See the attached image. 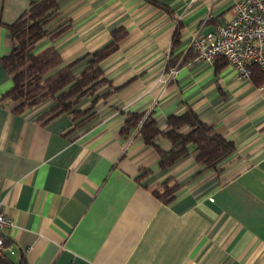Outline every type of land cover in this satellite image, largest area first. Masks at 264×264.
Masks as SVG:
<instances>
[{
	"label": "crops",
	"instance_id": "obj_1",
	"mask_svg": "<svg viewBox=\"0 0 264 264\" xmlns=\"http://www.w3.org/2000/svg\"><path fill=\"white\" fill-rule=\"evenodd\" d=\"M33 1L0 0V200L14 222L2 229L14 249L8 255L29 264H264V81L239 79L222 59L190 58L191 36L229 20L238 0H56L49 25L63 29L36 45L59 53L54 70L73 61L79 74L114 30L125 34L100 62L109 83L73 106L88 113L51 118L52 99L17 110L2 98L13 83L1 61L15 44L8 25ZM188 107L235 144L216 167L189 153L162 168L136 128L120 134L128 112H151L163 127ZM168 177L178 188L163 202L155 191Z\"/></svg>",
	"mask_w": 264,
	"mask_h": 264
},
{
	"label": "trees",
	"instance_id": "obj_2",
	"mask_svg": "<svg viewBox=\"0 0 264 264\" xmlns=\"http://www.w3.org/2000/svg\"><path fill=\"white\" fill-rule=\"evenodd\" d=\"M153 3L160 5L156 0ZM59 6L56 0H36L16 19L9 24V30L15 40L9 54L1 61L12 77V86L2 95L14 104V109L35 105L45 99L55 101L45 113L51 118L63 111H69L73 116L88 113L89 108H73L78 99L85 94H92L109 83L104 76L100 62L113 52L117 41L125 34L121 29L112 32V40L94 51L87 66L77 75L71 70L73 61L54 70L61 64L59 53L52 47L36 52L37 43L47 36L61 32L62 25L50 28V22L57 16ZM177 30L173 43L176 42ZM189 58V57H188ZM194 58V54L190 55ZM189 58V59H190ZM228 63L223 56L216 58ZM174 59H169L166 68L173 65ZM182 61L180 64L185 63ZM251 77L264 81V70L257 63H252ZM136 128L145 143L156 147L159 157L158 164L165 168L173 165L180 157L189 153L194 154L196 162L203 167H216L217 163L234 152L232 140L216 133L212 125L201 121L191 107L181 114H170L165 126L160 127L151 112H128L120 128V134H127ZM170 141L169 149L162 148L156 142L158 139ZM193 146L191 149L190 147ZM161 189L155 191L163 202H170L178 188V183L168 177L161 183ZM9 243L11 239L0 233ZM0 264H29L26 257L21 255L14 260L9 255H0Z\"/></svg>",
	"mask_w": 264,
	"mask_h": 264
},
{
	"label": "built area",
	"instance_id": "obj_3",
	"mask_svg": "<svg viewBox=\"0 0 264 264\" xmlns=\"http://www.w3.org/2000/svg\"><path fill=\"white\" fill-rule=\"evenodd\" d=\"M189 46L195 59L211 63L223 56L239 79H250L252 63H257L264 70V0L236 1L229 20L208 31L195 32ZM175 71L172 69L170 76ZM12 226L14 222L3 213L0 200V233L3 228ZM13 252L12 246L0 235V255Z\"/></svg>",
	"mask_w": 264,
	"mask_h": 264
},
{
	"label": "rangeland",
	"instance_id": "obj_4",
	"mask_svg": "<svg viewBox=\"0 0 264 264\" xmlns=\"http://www.w3.org/2000/svg\"><path fill=\"white\" fill-rule=\"evenodd\" d=\"M11 258H13L14 259V257L11 255Z\"/></svg>",
	"mask_w": 264,
	"mask_h": 264
}]
</instances>
